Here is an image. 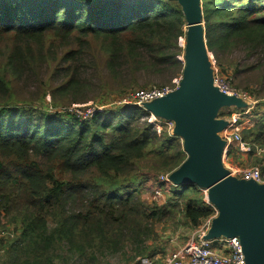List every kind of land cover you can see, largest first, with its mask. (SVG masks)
<instances>
[{
  "label": "trees",
  "instance_id": "16d2710c",
  "mask_svg": "<svg viewBox=\"0 0 264 264\" xmlns=\"http://www.w3.org/2000/svg\"><path fill=\"white\" fill-rule=\"evenodd\" d=\"M201 1L215 65L224 73L232 69L235 78L241 67L234 52L256 56L242 68L255 72L263 91L264 0ZM185 26L174 0H0V264H100L106 257H128V249L151 256L160 249L155 226L163 219L178 215L195 231L215 215L192 185L159 182L172 187V198L151 206L128 186L118 191V185H131L130 175L143 162H158L153 172L169 175L186 158L177 137L159 135L141 121L150 116L145 111L99 110L105 105L98 102L93 116L80 120L14 101L17 84L30 81L34 88L46 73L55 81L54 93L79 103L89 85L85 77L121 75L123 68L141 65L155 72L177 68ZM73 35L80 37L74 48L68 43ZM91 41H99L98 48ZM240 135L251 147L248 155H258L264 112ZM234 153L244 155L233 148L227 159L241 166V158L231 162ZM261 163L254 166L264 176V156Z\"/></svg>",
  "mask_w": 264,
  "mask_h": 264
},
{
  "label": "water",
  "instance_id": "95a60500",
  "mask_svg": "<svg viewBox=\"0 0 264 264\" xmlns=\"http://www.w3.org/2000/svg\"><path fill=\"white\" fill-rule=\"evenodd\" d=\"M185 20L183 69L178 88L144 103L140 110L171 122L186 155L168 176L173 186L192 185L206 192L216 216L204 240L238 238L245 264H264V184L237 179L223 166L226 142L220 134L228 122L224 109L244 110L242 99L214 86L212 59L206 46L201 0H174Z\"/></svg>",
  "mask_w": 264,
  "mask_h": 264
},
{
  "label": "rangeland",
  "instance_id": "374dc122",
  "mask_svg": "<svg viewBox=\"0 0 264 264\" xmlns=\"http://www.w3.org/2000/svg\"><path fill=\"white\" fill-rule=\"evenodd\" d=\"M186 27V26H185ZM185 33V28H184ZM74 39H70L68 43H73L70 45L71 47H75V40L80 38L76 35H73ZM178 39V50L176 53L175 60L178 63L177 68H161L160 71H151L144 65H141L136 68L130 69V71L122 69L121 75H109L107 72L102 73L100 76H95V78L85 77V81L89 85H85L79 96L81 100L79 103H74L71 99L73 96H69L66 94H58L54 93V80L50 77L51 73H46L44 78H40L39 84L32 88L30 85V81L24 84H17L15 86L16 92L14 95V101H20L23 103H28L31 105H36L38 109L49 108L47 110L49 113H63L69 114L75 117H78L80 120L90 119L95 113V107L98 106V102L103 103L105 106L100 107L99 110H105L111 108L112 110H117L119 107L116 105L114 107L110 106V103L117 102L122 95H128L135 90L140 89H151V88H161V87H175L179 85L181 77H182V69H183V46ZM0 43H3L0 41ZM99 41H91L92 48H98ZM3 44H0V47ZM61 50L68 49V46L60 48ZM60 49L56 53V58L61 57L59 53ZM233 60L235 63H239V76L235 78L232 77V69H229L227 73L223 72L222 68H219L215 65L214 59H212V70L214 79L220 78L226 82H229V88L234 91H237L240 94H245L252 102L251 109L248 111L246 115L242 118V127L248 128L251 127L255 121L261 116L264 112V86L263 91H259L260 87L256 83L255 72L253 73L251 70L247 68H242L246 64L255 63L257 57L247 58L245 53L243 52H234ZM136 69V70H135ZM247 69V70H246ZM50 71V70H49ZM101 70L97 73H99ZM234 85L237 87L235 88ZM248 85V86H247ZM245 87H248L249 90H244ZM259 92V94H257ZM44 96L41 100L40 98ZM114 100V101H113ZM31 102V103H30ZM20 104V105H22ZM58 107H54V105ZM118 107V108H117ZM121 107H132V106H121ZM140 112V111H139ZM118 117V115L116 116ZM150 117V116H149ZM145 117L141 119V121L147 122L148 124H152L150 122V118ZM219 118L225 119L228 118L227 110H221L218 115ZM154 131L159 133H166L168 137H173L172 134V126L169 124H152ZM223 135V132L220 136ZM177 141L181 144V140L177 138ZM234 148V147H232ZM264 152V149H262ZM235 154V153H234ZM233 154V155H234ZM186 156V155H185ZM264 153L261 155H255L254 157H250L248 154H244L243 156L235 154L232 156L233 159L241 158L243 164L241 163V167L250 168L254 167L256 164H262ZM234 163V162H233ZM234 166H238L234 163ZM159 168V163L157 162L155 165L150 162H143L140 164L138 169L133 172L137 174L130 175L133 182L126 183L125 185H118V191H122V186H128L127 190L133 191V193L137 194V198L143 202L146 206H151L153 203L157 205H163L168 203V201L172 198V194L170 189L171 186H159V182H163L162 178H164L163 174H157L154 168ZM149 171V179H145L144 173ZM159 172V170L157 171ZM167 183V182H166ZM117 187V186H116ZM204 195V202L213 208L206 200V192L201 190ZM214 209V208H213ZM215 211V209H214ZM216 216V211L215 215ZM181 221V217L178 215L172 216V218L168 217L163 219L160 223L156 224L155 230L158 233V240L155 244L158 246L157 250L159 254L165 255V253H169L171 251L176 250L181 247L187 240L190 238L193 231L188 230ZM6 235V234H5ZM149 247L151 246V241H147ZM129 255H115L113 257H106L100 260V264H131L137 258L147 256V254L136 256L131 249L129 250ZM4 258V257H3Z\"/></svg>",
  "mask_w": 264,
  "mask_h": 264
},
{
  "label": "built area",
  "instance_id": "2783aa9c",
  "mask_svg": "<svg viewBox=\"0 0 264 264\" xmlns=\"http://www.w3.org/2000/svg\"><path fill=\"white\" fill-rule=\"evenodd\" d=\"M184 39L185 34L184 38L180 40L182 46H184ZM214 86L217 87L220 92L229 96L238 97L247 104V108L244 110H236L234 108L226 109L228 118H225V120L228 122V126L223 131V135L221 136L226 142V146L223 151V153L226 152V155L224 154L222 159L224 168L231 176L237 179L254 181L257 184H264V176L262 174L261 167H238L231 164L227 159V153L233 149L232 147H234V149L241 154H248L251 152V147L242 141L240 132L243 129L242 118L251 109L249 106H251L252 102H250V99L245 94H240L229 88L228 83L223 79L215 78ZM177 88L178 85L175 87L135 90L119 99L114 103V105L120 107L133 106L140 109L144 103H149L155 99L162 98L175 91ZM149 118L152 124L163 123L169 124L173 127L171 122L154 118L151 115ZM255 152L259 155L263 152V150L256 148ZM168 176L169 175H164V178H162L164 183H168ZM213 217L214 216L204 221L198 229L192 232L187 242L176 250L165 253V255L159 254L158 252L151 256L139 257L131 264H245L241 244L238 238H219L211 241L204 240Z\"/></svg>",
  "mask_w": 264,
  "mask_h": 264
}]
</instances>
